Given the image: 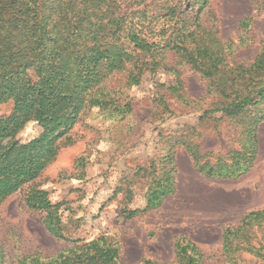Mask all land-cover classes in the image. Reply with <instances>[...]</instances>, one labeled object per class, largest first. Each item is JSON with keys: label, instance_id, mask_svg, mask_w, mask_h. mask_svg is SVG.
<instances>
[{"label": "rangeland", "instance_id": "obj_1", "mask_svg": "<svg viewBox=\"0 0 264 264\" xmlns=\"http://www.w3.org/2000/svg\"><path fill=\"white\" fill-rule=\"evenodd\" d=\"M213 10L218 37L237 47L236 62L250 63L264 43V13L251 0H215ZM250 17L252 24L242 30L240 22ZM165 64L139 85L129 83L128 69L99 84L95 91L109 107L82 112L69 134L72 142L62 145L34 185L61 204L56 224L63 234L86 242L109 236L124 264H187L177 256L179 245L196 249L199 257L189 254L199 264H264V218L240 225L244 214L264 209V121L244 134L237 119L201 118L219 101L208 94V81L181 65L175 53L166 55ZM13 108V102L1 105L0 117ZM251 112L253 118L263 116L264 104ZM40 133L30 122L19 137L28 141ZM252 137L262 142L259 167L256 182L241 194L229 188L233 180L206 178L196 168L191 149L202 157L200 165L216 166L230 151L249 149ZM166 154L173 163L161 161ZM169 177L173 192L146 210L148 190L162 179L161 187H168ZM30 187L0 206L7 262L34 253L50 257L72 246L50 232L45 212L26 207Z\"/></svg>", "mask_w": 264, "mask_h": 264}, {"label": "trees", "instance_id": "obj_2", "mask_svg": "<svg viewBox=\"0 0 264 264\" xmlns=\"http://www.w3.org/2000/svg\"><path fill=\"white\" fill-rule=\"evenodd\" d=\"M251 1L264 13V0ZM214 4L215 0H0V106L14 105L10 115L0 117V206L30 185L26 207L45 212L50 232L72 241L50 257L34 253L17 262L5 261L0 246V264H124L118 243L109 236L86 242L63 234L56 224L61 204L54 205L49 193L34 185L62 145L72 142L69 134L82 112L109 107L95 89L112 74L128 69L129 83L139 85L165 68L166 55L175 53L181 65L208 81V94L219 98L201 118L237 119L244 134L256 131L264 121V115L253 118L251 112L264 104V43L250 63L236 62L237 47L218 37ZM252 21L253 17L243 19L240 28ZM30 122L37 123L41 133L23 141L19 134ZM253 138L249 149L230 151L216 166L200 165L202 157L191 149L194 164L206 178L236 180L254 165L259 142ZM161 161L171 164L173 155ZM159 182L163 179L147 192L146 210L173 192L170 177L166 188ZM263 218L264 209L252 211L240 225ZM176 251L187 264H199L189 254L199 257L190 245H179Z\"/></svg>", "mask_w": 264, "mask_h": 264}, {"label": "crops", "instance_id": "obj_3", "mask_svg": "<svg viewBox=\"0 0 264 264\" xmlns=\"http://www.w3.org/2000/svg\"><path fill=\"white\" fill-rule=\"evenodd\" d=\"M259 146H260V150H259V153H258V156L261 154V150H262V142H261V140H259ZM257 161H259V159H258V157H257V159H256V161L254 162V165H253V167H252V169L249 171V172H247L246 174H245V176H243V177H240V178H238V179H236V180H233V181H229L230 183H232V184H234V185H232V186H229V188L230 189H232V191H235V192H237L238 190H241V188L244 186L245 188H247L248 186V184H253V183H255L256 181H255V172L257 171V169H258V167H259V165L257 164ZM254 173V174H253ZM250 175H252V176H250ZM250 176V177H249ZM248 178V179H247ZM246 179V180H245ZM244 182V183H243ZM236 184V185H235ZM245 188H243V189H245ZM240 194L242 193V191H238ZM239 194V195H240ZM247 214V213H246ZM245 215V214H244ZM243 215V216H244ZM242 216V217H243ZM241 217V218H242Z\"/></svg>", "mask_w": 264, "mask_h": 264}]
</instances>
